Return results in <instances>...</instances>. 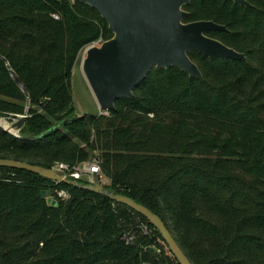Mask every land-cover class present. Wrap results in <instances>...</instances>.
Masks as SVG:
<instances>
[{
  "label": "trees",
  "instance_id": "trees-1",
  "mask_svg": "<svg viewBox=\"0 0 264 264\" xmlns=\"http://www.w3.org/2000/svg\"><path fill=\"white\" fill-rule=\"evenodd\" d=\"M247 1L184 7L185 22L225 26L207 35L245 59L190 52L201 77L155 67L109 114L81 115L73 70L85 48L114 36L108 22L80 1L0 0V118L30 106L19 134L0 127V158L45 168L98 158L105 186L158 214L194 264H264V0ZM0 264L180 263L127 205L0 167Z\"/></svg>",
  "mask_w": 264,
  "mask_h": 264
},
{
  "label": "water",
  "instance_id": "water-1",
  "mask_svg": "<svg viewBox=\"0 0 264 264\" xmlns=\"http://www.w3.org/2000/svg\"><path fill=\"white\" fill-rule=\"evenodd\" d=\"M96 8L108 22L114 36L101 46L87 47L83 59V70L101 111H111L116 103L134 96L135 88L153 68L178 66L191 77H201L202 72L189 53L196 52L212 61L245 59V54L226 45L221 40L207 35L212 30H226V27L211 20L185 22L190 13L184 7L191 0H74ZM236 4L250 6L247 0H233ZM10 72L16 83L25 91V86L12 68ZM26 112L12 124L20 130L28 117ZM4 130L8 128L2 126ZM52 129L35 137L40 139ZM13 133V132H12ZM0 167L28 170L52 181L76 185L125 204L145 216L162 234L180 264H194L181 248L166 223L153 210L134 198L117 193L103 184L97 174L92 183L70 179L63 172L15 159L0 158ZM48 191H43L47 196ZM54 203L53 198H49Z\"/></svg>",
  "mask_w": 264,
  "mask_h": 264
},
{
  "label": "rangeland",
  "instance_id": "rangeland-1",
  "mask_svg": "<svg viewBox=\"0 0 264 264\" xmlns=\"http://www.w3.org/2000/svg\"><path fill=\"white\" fill-rule=\"evenodd\" d=\"M104 42V41H103ZM98 43V46H101L103 43ZM85 48L80 55L79 61L74 67L73 76L71 79L73 94H74V101L77 107L78 113L83 114H97L101 113V109L93 95V92L88 84V81L85 77L84 70H83V59L84 55H86ZM104 113V111H103ZM22 116V115H21ZM20 116V117H21ZM20 117L11 118V117H1L0 124L6 126L9 130L15 133H20L18 128H11L10 126L17 121ZM109 180L104 176V184L109 183ZM103 183V182H102Z\"/></svg>",
  "mask_w": 264,
  "mask_h": 264
},
{
  "label": "built area",
  "instance_id": "built-area-1",
  "mask_svg": "<svg viewBox=\"0 0 264 264\" xmlns=\"http://www.w3.org/2000/svg\"><path fill=\"white\" fill-rule=\"evenodd\" d=\"M56 18H58V15H55ZM99 42H95L93 44L98 45ZM106 114H109V111L104 112ZM21 115H18L17 117H20ZM14 134H18L13 132ZM52 170L54 171H60L65 174L66 177L70 179H75L80 182L87 181L88 183L93 182V175L97 174L99 177V180L103 182L104 184V175L101 171L100 161L98 158H94L92 161H83L80 163H77L76 165L72 166L69 163L66 162H56L52 167ZM54 183L57 185L59 183H62V181H54ZM54 192L57 194L58 197L62 199H68L70 197L69 192L66 189H54ZM53 197V196H52ZM143 230L146 234L149 233V227L147 225L143 226ZM134 236L129 237V241L133 239ZM127 238V236H126Z\"/></svg>",
  "mask_w": 264,
  "mask_h": 264
},
{
  "label": "bare ground",
  "instance_id": "bare-ground-1",
  "mask_svg": "<svg viewBox=\"0 0 264 264\" xmlns=\"http://www.w3.org/2000/svg\"><path fill=\"white\" fill-rule=\"evenodd\" d=\"M85 56V55H84ZM2 126H4L3 124H1ZM4 127H6V126H4ZM11 128H12V125L10 126ZM7 128V127H6Z\"/></svg>",
  "mask_w": 264,
  "mask_h": 264
}]
</instances>
